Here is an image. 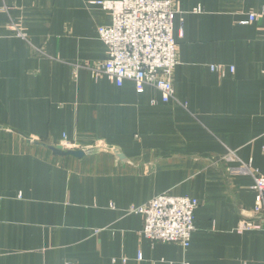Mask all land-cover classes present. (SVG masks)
I'll use <instances>...</instances> for the list:
<instances>
[{"label":"crops","instance_id":"1","mask_svg":"<svg viewBox=\"0 0 264 264\" xmlns=\"http://www.w3.org/2000/svg\"><path fill=\"white\" fill-rule=\"evenodd\" d=\"M92 1L0 0V264H264V226L237 230L260 222L264 18L247 21L264 0H175L168 103L94 76L112 18ZM65 143L105 150L51 149ZM163 193L199 201L187 248L146 239L129 212Z\"/></svg>","mask_w":264,"mask_h":264},{"label":"built area","instance_id":"2","mask_svg":"<svg viewBox=\"0 0 264 264\" xmlns=\"http://www.w3.org/2000/svg\"><path fill=\"white\" fill-rule=\"evenodd\" d=\"M92 4L110 12L112 18L109 25L98 28V36L105 44L107 54L101 67L93 72L94 76L102 74L119 86L124 81H132L138 91L153 87L160 92L165 103L172 101L175 98L173 74L179 63L174 34L175 0H95ZM248 16L247 22L264 18V11L251 12ZM211 68L218 67L213 65ZM62 146L77 149L75 144ZM237 159L234 150H229L223 158L226 164ZM250 169L247 164L228 166L229 173H246ZM252 188L255 192L253 212L260 222L242 219L237 226L240 232L264 226V175L253 173ZM199 205L194 197L163 193L146 204L131 207L129 212L144 217L140 233L146 239L178 243L187 248L196 230Z\"/></svg>","mask_w":264,"mask_h":264},{"label":"water","instance_id":"3","mask_svg":"<svg viewBox=\"0 0 264 264\" xmlns=\"http://www.w3.org/2000/svg\"><path fill=\"white\" fill-rule=\"evenodd\" d=\"M51 149L54 151L55 154L57 155H72L75 157H83L87 153L91 151H102L105 149H98V148H93L89 150H82V149H64L62 145H57V146H51ZM107 151L111 154H113L117 159L122 160V161H127V157L125 154L121 153L119 148H111L107 149Z\"/></svg>","mask_w":264,"mask_h":264},{"label":"rangeland","instance_id":"4","mask_svg":"<svg viewBox=\"0 0 264 264\" xmlns=\"http://www.w3.org/2000/svg\"><path fill=\"white\" fill-rule=\"evenodd\" d=\"M66 148H68V147H66ZM66 148H65V149H66ZM233 159H234V158H233Z\"/></svg>","mask_w":264,"mask_h":264}]
</instances>
